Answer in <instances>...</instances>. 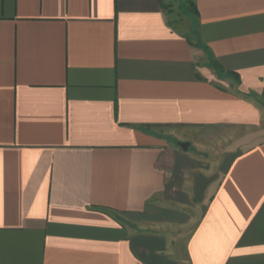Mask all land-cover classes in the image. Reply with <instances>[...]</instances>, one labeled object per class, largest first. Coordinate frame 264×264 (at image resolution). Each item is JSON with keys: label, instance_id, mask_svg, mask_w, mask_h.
<instances>
[{"label": "crops", "instance_id": "1", "mask_svg": "<svg viewBox=\"0 0 264 264\" xmlns=\"http://www.w3.org/2000/svg\"><path fill=\"white\" fill-rule=\"evenodd\" d=\"M218 127L264 138V0H0V264H264Z\"/></svg>", "mask_w": 264, "mask_h": 264}, {"label": "rangeland", "instance_id": "2", "mask_svg": "<svg viewBox=\"0 0 264 264\" xmlns=\"http://www.w3.org/2000/svg\"><path fill=\"white\" fill-rule=\"evenodd\" d=\"M182 16L185 13H192V7L190 2L182 4ZM203 65L210 66V70H213L215 74H219L216 69V65L210 60L208 61L205 57L202 61ZM264 138L261 136L259 131H239L230 130L223 127L208 129L207 131L199 132L198 137H194L192 142L199 144V156L200 160H205L202 155H211L216 160L222 155V152L234 145H239L242 150H249ZM238 146V147H239Z\"/></svg>", "mask_w": 264, "mask_h": 264}, {"label": "water", "instance_id": "3", "mask_svg": "<svg viewBox=\"0 0 264 264\" xmlns=\"http://www.w3.org/2000/svg\"><path fill=\"white\" fill-rule=\"evenodd\" d=\"M178 146H179V148L182 151H187L188 150V147H189V144L188 143H178Z\"/></svg>", "mask_w": 264, "mask_h": 264}, {"label": "trees", "instance_id": "4", "mask_svg": "<svg viewBox=\"0 0 264 264\" xmlns=\"http://www.w3.org/2000/svg\"><path fill=\"white\" fill-rule=\"evenodd\" d=\"M190 5H191V7H192L193 12H195V11H194V8H193V5H192L191 3H190Z\"/></svg>", "mask_w": 264, "mask_h": 264}]
</instances>
